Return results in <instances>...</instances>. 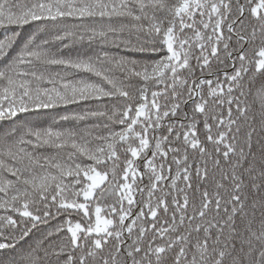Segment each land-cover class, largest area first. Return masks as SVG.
Masks as SVG:
<instances>
[{
	"label": "snow or ice",
	"instance_id": "obj_1",
	"mask_svg": "<svg viewBox=\"0 0 264 264\" xmlns=\"http://www.w3.org/2000/svg\"><path fill=\"white\" fill-rule=\"evenodd\" d=\"M0 264H264V0H0Z\"/></svg>",
	"mask_w": 264,
	"mask_h": 264
}]
</instances>
